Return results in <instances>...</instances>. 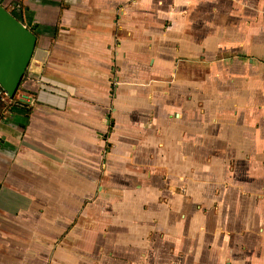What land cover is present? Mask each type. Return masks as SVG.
Returning a JSON list of instances; mask_svg holds the SVG:
<instances>
[{"label":"crops","instance_id":"1","mask_svg":"<svg viewBox=\"0 0 264 264\" xmlns=\"http://www.w3.org/2000/svg\"><path fill=\"white\" fill-rule=\"evenodd\" d=\"M0 3V264H264V0Z\"/></svg>","mask_w":264,"mask_h":264},{"label":"water","instance_id":"2","mask_svg":"<svg viewBox=\"0 0 264 264\" xmlns=\"http://www.w3.org/2000/svg\"><path fill=\"white\" fill-rule=\"evenodd\" d=\"M37 47V37L0 3V87L14 100Z\"/></svg>","mask_w":264,"mask_h":264},{"label":"trees","instance_id":"3","mask_svg":"<svg viewBox=\"0 0 264 264\" xmlns=\"http://www.w3.org/2000/svg\"><path fill=\"white\" fill-rule=\"evenodd\" d=\"M21 9H22V4H20V6H19ZM34 34H35V36L37 37V35H36V33H35V29L34 28H32V29H30ZM5 96V94H4V92H3V90H2V88L0 87V101L3 99V97ZM6 97V96H5ZM6 98H8V97H6ZM8 100H9V105H6L5 106V104L3 103V102H0V121L3 119V114H4V112L2 111V108L4 107L5 108V111H9V110H11L12 109V106L14 105V104H20V102L17 100V98H15L14 100H10L9 98H8ZM3 106V107H2Z\"/></svg>","mask_w":264,"mask_h":264},{"label":"rangeland","instance_id":"4","mask_svg":"<svg viewBox=\"0 0 264 264\" xmlns=\"http://www.w3.org/2000/svg\"><path fill=\"white\" fill-rule=\"evenodd\" d=\"M5 98V97H4ZM0 102H3L5 104V106L7 105L8 102H4L3 100H1ZM3 107V106H2ZM2 111L4 112V115H6V112L8 111H5V108L3 107L2 108Z\"/></svg>","mask_w":264,"mask_h":264}]
</instances>
